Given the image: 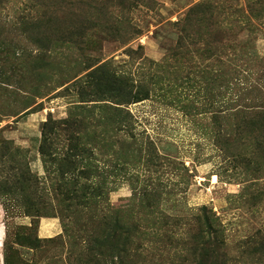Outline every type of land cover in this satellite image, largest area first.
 <instances>
[{"label": "rangeland", "instance_id": "374dc122", "mask_svg": "<svg viewBox=\"0 0 264 264\" xmlns=\"http://www.w3.org/2000/svg\"><path fill=\"white\" fill-rule=\"evenodd\" d=\"M0 230V264H264V0H0Z\"/></svg>", "mask_w": 264, "mask_h": 264}, {"label": "trees", "instance_id": "16d2710c", "mask_svg": "<svg viewBox=\"0 0 264 264\" xmlns=\"http://www.w3.org/2000/svg\"><path fill=\"white\" fill-rule=\"evenodd\" d=\"M105 245H106V244H105ZM115 246H116V244L111 245V246L109 247V251H110V250H112V251L115 250V249H112V248L115 247ZM104 247H105V250H106V248H108L107 245L104 246Z\"/></svg>", "mask_w": 264, "mask_h": 264}, {"label": "bare ground", "instance_id": "6f19581e", "mask_svg": "<svg viewBox=\"0 0 264 264\" xmlns=\"http://www.w3.org/2000/svg\"><path fill=\"white\" fill-rule=\"evenodd\" d=\"M2 231L0 230V242L2 241Z\"/></svg>", "mask_w": 264, "mask_h": 264}]
</instances>
